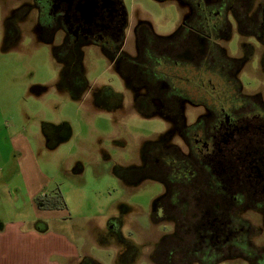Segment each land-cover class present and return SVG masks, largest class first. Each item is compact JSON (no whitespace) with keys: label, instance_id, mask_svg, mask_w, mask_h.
<instances>
[{"label":"rangeland","instance_id":"374dc122","mask_svg":"<svg viewBox=\"0 0 264 264\" xmlns=\"http://www.w3.org/2000/svg\"><path fill=\"white\" fill-rule=\"evenodd\" d=\"M257 1L264 3V0ZM248 2L240 0L241 13H251L252 2L245 5ZM123 3L131 24L126 49L132 55L136 48L132 27L139 19L149 20L157 34L166 36L176 30L183 18L182 8L175 1L123 0ZM18 5L13 0H0V226L7 228L0 241V264H43L41 251L44 248L45 253L46 250L49 252L47 247L34 244L31 252L24 255L22 252L27 246L17 241V237H22L17 235L31 230L36 239L59 241L67 238L72 246V253L66 255L61 252L62 247H57L60 252L47 254L49 260L60 264H82L84 257H89L102 264H120L116 261L117 245L100 246L98 240L100 231H106L107 236L111 234L107 232L110 223L116 224L115 228L126 237L142 244L140 255L129 264H165L161 258L170 250L174 255L171 264H248L239 254L226 259L217 254L210 260L200 254L196 259L195 253L201 252L204 246L189 228L190 215L181 213L185 223L177 227L173 221L162 219V211L154 208L155 199L167 190L163 182L146 177L147 145L157 143L165 147V137L161 135L170 131L168 144L173 143L186 151L187 146L176 130L178 123L174 122L183 114L189 123L204 109L186 106L180 111L170 102L168 106H162L164 103L149 100L143 108L135 107L131 87L125 86L110 60L95 45L82 48L83 74L88 87L80 98H76L62 80L64 66L54 48L62 41L60 32L55 34L54 41L47 42L44 35L37 32L32 12L22 23L18 38L6 37L7 29L14 21L8 13ZM230 19L232 34L228 41L221 40V45L228 48L229 55L239 57L243 55L240 43L248 42L250 38L240 35V24L232 17ZM241 19V27L248 32L251 24L242 16ZM263 50L262 46H257L256 55L239 73L243 94L257 95L262 105L264 66L260 59ZM160 60L156 59L155 68L162 67ZM173 80L179 84L187 78L176 73ZM197 82L198 86L201 81ZM94 85L109 86L115 92L123 93L124 98L120 102L102 100L98 90L92 97ZM254 106L251 100L243 108L242 115ZM9 126L30 137L40 180L46 183L42 190L50 194L61 192L66 202V217L36 219L21 172L23 153L20 149L14 150L3 138L4 130ZM172 126H175L173 131ZM159 175L169 177L164 171ZM171 183V191L176 189L181 193L177 198L180 205L192 201L183 180ZM163 203L165 206L177 205L171 195ZM189 205L193 212L197 211L192 203ZM242 216L254 225L248 245L252 250L256 249L264 244V229H259L261 216L254 212ZM22 222H25L23 226L18 225ZM156 244H160L158 249L162 252L160 261L154 258ZM183 244L189 249L181 250ZM177 247L180 249L178 255ZM189 251L191 255H188ZM241 253H246L244 248Z\"/></svg>","mask_w":264,"mask_h":264},{"label":"flooded vegetation","instance_id":"af4514ba","mask_svg":"<svg viewBox=\"0 0 264 264\" xmlns=\"http://www.w3.org/2000/svg\"><path fill=\"white\" fill-rule=\"evenodd\" d=\"M13 1L19 5L8 13L15 21L9 25L10 37L21 35L22 23L32 12L36 30L47 42L54 41L56 33L62 34L61 43L54 48L67 71L66 85L76 84L80 90L82 48L95 45L110 60L125 86L131 87L135 107H144L149 100L167 106L170 102L180 111L186 106L204 109L189 123L183 114L174 122L178 123L176 130L186 151L168 144L170 131L161 135L165 147L157 143L146 147L145 168L169 176L164 186L177 204L157 209L190 215L189 228L202 230L198 238L204 246V258L210 260L220 254L226 259L239 254L248 264H264V244L253 250L249 247L254 225L242 216L247 212L260 214L259 229H264V105L257 95L243 94L239 77L257 46L264 49V3L247 0L245 5L252 2V11L241 13L240 0H171L183 11L176 30L162 36L149 20L139 19L132 27L136 40L132 55L126 49L131 24L123 0ZM240 14L251 24L248 32L241 27ZM230 17L240 24L239 34L250 38L240 43L243 55L239 57H232L221 45V40L228 41L232 34ZM261 55L264 66V50ZM157 58H161L162 67L155 68ZM176 73L187 80L178 84L173 80ZM96 90L102 100L120 102L124 98L123 93L109 86L95 85L92 97ZM251 100L254 109L242 115ZM179 180L186 183L192 198L181 205L179 190L171 191V181ZM189 203L197 211L193 212ZM243 248L246 253L242 254Z\"/></svg>","mask_w":264,"mask_h":264},{"label":"trees","instance_id":"16d2710c","mask_svg":"<svg viewBox=\"0 0 264 264\" xmlns=\"http://www.w3.org/2000/svg\"><path fill=\"white\" fill-rule=\"evenodd\" d=\"M12 33H10V31L7 29L6 32V37H9ZM83 75V82L82 85L80 86V90L77 88L76 84H69L67 85L68 89L74 94L76 95L78 98L82 92L85 91L88 83L84 78V74ZM62 80L65 83V85L67 84L66 77H67V71L65 70V68H63L62 70ZM80 98V97H79ZM163 103V102H162ZM162 106H167L166 103H164ZM137 108H143L141 106H137ZM148 168V167H147ZM147 168H145L144 172L147 174L146 177H149L151 179H155V180H159L161 182H163L165 185H167V181L166 178L164 177H160V175H156L153 172L149 171ZM167 197L169 198V192L166 191L164 194H161L159 197H157L155 199V203H154V208H157V206H161L164 205V199H167ZM36 206L39 209H64L66 207V202L64 200V197L62 196L61 192H55L54 194H50V193H45L44 195H37L34 199ZM169 207V206H167ZM153 214V213H152ZM180 212H177L175 210H164L162 212V219H168L173 221L177 227H181L184 225V220L185 218H183V216H180ZM184 214V213H183ZM152 217H154L152 215ZM116 224H109V228L107 229V232H110L111 234H109V236L106 235V231H100L99 235H98V240L100 241V246H108L110 244H115L118 247V252H117V257H116V261L120 264H129L130 261L132 262L136 256H139L141 253V249H142V244L135 242L133 239H131L130 237H126L118 228H115ZM112 229V230H110ZM180 229V228H179ZM178 229V230H179ZM192 229V228H191ZM194 231V236L195 238H197L200 233L202 232V230H198V229H192ZM178 237V236H177ZM175 238L176 242H178L179 238ZM183 240V239H180ZM200 239H198L199 242ZM165 241V240H164ZM162 241V243L164 242ZM160 243V242H159ZM180 249L184 250L186 246L180 245ZM156 252L154 255V258L157 259L158 261H160L159 259L162 256V252L160 249V244H156ZM159 248V249H158ZM180 249L177 247L175 252L176 255H178ZM189 248L186 247V250H188ZM193 251V250H191ZM191 251L188 252V255H191ZM195 258L197 259L199 257L200 254H203L204 256V249L202 248L201 252H196L195 253ZM173 251L170 250L168 254H165L163 258L165 264H171L173 263ZM126 261V262H125ZM128 262V263H127ZM82 264H102L100 263L98 260H94V259H90L89 257H84Z\"/></svg>","mask_w":264,"mask_h":264},{"label":"crops","instance_id":"0c3cea01","mask_svg":"<svg viewBox=\"0 0 264 264\" xmlns=\"http://www.w3.org/2000/svg\"><path fill=\"white\" fill-rule=\"evenodd\" d=\"M6 130H4V132H6L5 136L3 137L4 139H6L8 141V143L10 144V146H12V148L15 149H20L23 153V158L21 160V166H22V175L24 174L25 176V183L26 186L28 187V191L30 194V198L33 202V206H34V212L36 214V219L40 220H45V219H49V218H56V219H60L62 217H66L67 212L64 209H39L36 204H35V197L37 195H44L45 193H47V191L42 190V187L46 184L43 183L40 180V171H38L37 169V162L34 158V155H32V147H31V143H30V137L20 131V130H16L13 127H7L5 128ZM23 130H26L24 127L22 128ZM24 176H22L24 178ZM25 222L22 223H18V225L23 226ZM19 227V226H18ZM18 229V228H17ZM5 232L7 233V228H3V226H0V241H2V238L4 237ZM16 232V230H15ZM35 232L33 230H31L29 233H25L23 235H17L21 238L17 237V241H20V244L23 246H27V250L22 252L24 255L28 254V252L30 253L32 248L34 247V244L37 246H41V247H47L46 249V253H45V249L43 248V252L41 258H43V264H60V262H55L52 260H49L48 258H46L47 254L50 253H54V252H60L58 251L57 247H62V253H64L63 255L66 254H70L72 253V246L69 245L67 238H64L62 240L59 241H55V240H50L48 239L47 241H42L39 239H36V237L34 236ZM15 235V233H14ZM39 240V241H38ZM38 241V242H37ZM1 243V242H0ZM2 244H0L1 247ZM40 253V252H39Z\"/></svg>","mask_w":264,"mask_h":264}]
</instances>
